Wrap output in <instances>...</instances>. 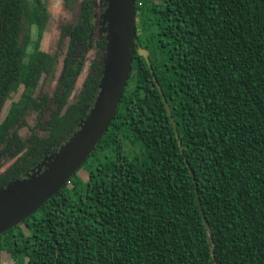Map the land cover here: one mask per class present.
<instances>
[{
    "label": "trees",
    "instance_id": "trees-1",
    "mask_svg": "<svg viewBox=\"0 0 264 264\" xmlns=\"http://www.w3.org/2000/svg\"><path fill=\"white\" fill-rule=\"evenodd\" d=\"M134 8L131 70L107 130L57 193L0 233V252L27 264H264V0ZM49 19L47 0H0V188L44 169L98 94L94 64L73 98L68 85L44 88Z\"/></svg>",
    "mask_w": 264,
    "mask_h": 264
},
{
    "label": "water",
    "instance_id": "water-1",
    "mask_svg": "<svg viewBox=\"0 0 264 264\" xmlns=\"http://www.w3.org/2000/svg\"><path fill=\"white\" fill-rule=\"evenodd\" d=\"M106 20L108 26L107 51L103 76L94 103L86 117L80 122L74 136L44 169L28 174V178L16 179L0 188V233L32 214L68 182L93 151L114 116L128 81L135 51L134 0H107ZM136 51L144 56L150 66L148 50L139 45ZM150 71L172 121L175 135L178 137L176 123L152 67ZM178 145L183 153L179 139ZM189 171L194 177L193 170L189 168ZM13 184L15 185L12 190L3 192L4 188ZM195 194L201 208L196 184ZM201 213L209 230L210 239L211 228L202 208Z\"/></svg>",
    "mask_w": 264,
    "mask_h": 264
},
{
    "label": "flooded vegetation",
    "instance_id": "flooded-vegetation-1",
    "mask_svg": "<svg viewBox=\"0 0 264 264\" xmlns=\"http://www.w3.org/2000/svg\"><path fill=\"white\" fill-rule=\"evenodd\" d=\"M67 1L64 0V3ZM72 1L70 9L73 11V18L71 19L61 18L54 23L49 8L50 19L40 41V48L55 56L56 60L54 70L49 75L43 74L44 88L53 94L55 90L58 89L60 92L62 87L68 85L71 88H69V98L80 93L93 64L101 67V81L108 43V26L107 20L104 19L106 9L102 14L100 9H95L93 6L88 7L84 3L90 13L89 17L86 13L84 16L88 19H84L82 17L83 2ZM51 34L54 37L53 45L45 48V39ZM30 35L32 40L37 38V30L34 27L31 28ZM56 77L58 79L55 84L49 82L50 78ZM79 78H81L80 83H77Z\"/></svg>",
    "mask_w": 264,
    "mask_h": 264
},
{
    "label": "rangeland",
    "instance_id": "rangeland-1",
    "mask_svg": "<svg viewBox=\"0 0 264 264\" xmlns=\"http://www.w3.org/2000/svg\"><path fill=\"white\" fill-rule=\"evenodd\" d=\"M82 2H85L87 6H88V4H90L95 9H100V12L102 14L104 13V10L107 9V3H106L107 0H76V3H82ZM47 3L49 5L51 16H52V19L54 20V23H56V21L61 19V18L62 19L73 18V11L70 9V3L71 4L73 3L71 0H68L66 3H64V0H47ZM104 19L106 20L105 17H104ZM53 31H54V29H53ZM53 38L54 37L52 36V34L50 35V37L49 36L46 37L45 45H44L45 48L46 47L49 48L53 45ZM140 39L143 40V37H140ZM57 79H58L57 77L56 78H50L49 82H51L52 84H55ZM80 80H81V78L78 79L77 83H80ZM31 117H33V116H31ZM42 166H43V163H41L39 166H37L35 168H31L30 170L27 171V173L22 175L21 178H19V179L28 178L27 174H29L30 172H34V171L42 169ZM14 185L15 184H13L7 188H4L3 192H8V191L12 190V188H14ZM3 196H5V195L3 194ZM0 264H27V263H16V261L13 260L12 256H10L5 251H1L0 252Z\"/></svg>",
    "mask_w": 264,
    "mask_h": 264
}]
</instances>
